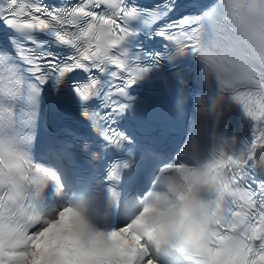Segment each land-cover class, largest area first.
Segmentation results:
<instances>
[{
    "label": "snow or ice",
    "instance_id": "obj_1",
    "mask_svg": "<svg viewBox=\"0 0 264 264\" xmlns=\"http://www.w3.org/2000/svg\"><path fill=\"white\" fill-rule=\"evenodd\" d=\"M259 2L264 4V0ZM240 3L241 0H217L209 5L206 0H163L155 9L158 19L167 21L159 34L175 42L181 51H191L198 48L206 25L225 16L234 18ZM134 13L128 0H73L62 8H49L33 0H7L6 6H0V18L10 25L52 31L54 41L49 40L47 45L34 41L39 50L26 54L30 71L40 83L79 70L90 72V79L77 82L75 91L84 100L103 98L110 110L92 113L91 118L114 143L125 138L109 122L127 107L119 97L126 94V86L135 83L143 70L129 64L119 52L129 32L125 21ZM54 42L69 47L70 54L50 51ZM109 66L123 70L121 74L126 73L127 78L121 84L105 87L95 70L106 73L111 71ZM111 75L117 77L118 73L112 71ZM21 83L16 58L0 60V103L4 105L0 107V119L11 114L7 101L17 95ZM220 86L243 106L254 127L241 151L222 149L210 164L212 169L226 171L224 188L233 197L232 219L221 234L233 239V243L218 264H264V180H254L252 172L255 162L264 156V75L249 74L226 80ZM85 115L90 113L86 110ZM16 143L0 138V264H82V251L91 249L97 237L86 234L80 214L72 208L60 207L54 220L36 216L33 204L39 189L49 181L59 189L63 186L54 173L36 165ZM110 194L118 203L119 196ZM106 235L119 238L118 258L106 264H169L170 256L160 253V246L156 247L157 255L146 243L154 231L140 219L133 220V215ZM216 249H220L219 245Z\"/></svg>",
    "mask_w": 264,
    "mask_h": 264
},
{
    "label": "clouds",
    "instance_id": "obj_2",
    "mask_svg": "<svg viewBox=\"0 0 264 264\" xmlns=\"http://www.w3.org/2000/svg\"><path fill=\"white\" fill-rule=\"evenodd\" d=\"M238 7L234 18L225 16L206 25L198 48L182 51L196 56L209 83L218 81L221 85L249 74L264 75V4L259 0H241ZM214 156L195 162L182 160L178 162L181 167L164 166L153 186L135 198L133 220L140 219L154 231L146 239L149 247L171 248L189 264H218L233 243V239L221 235L224 225L232 219L233 197L224 188L226 171L210 167ZM127 166L126 162L114 164L108 179L118 183L122 168ZM46 186L39 189V195ZM109 192L120 195L115 184ZM63 207L79 213L86 234L97 237L91 247L100 254L96 261L114 262L118 258L119 238L106 235L114 226L98 222L87 200L69 199ZM56 218L57 211L47 215L49 220ZM218 245L220 251L213 255L211 250Z\"/></svg>",
    "mask_w": 264,
    "mask_h": 264
}]
</instances>
